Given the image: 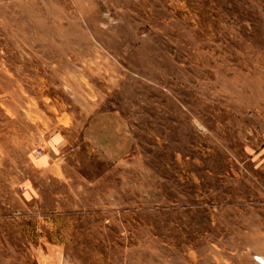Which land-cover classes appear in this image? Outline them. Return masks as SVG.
I'll return each instance as SVG.
<instances>
[{
    "label": "rangeland",
    "instance_id": "obj_1",
    "mask_svg": "<svg viewBox=\"0 0 264 264\" xmlns=\"http://www.w3.org/2000/svg\"><path fill=\"white\" fill-rule=\"evenodd\" d=\"M0 264H264V0H0Z\"/></svg>",
    "mask_w": 264,
    "mask_h": 264
}]
</instances>
